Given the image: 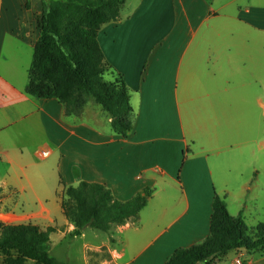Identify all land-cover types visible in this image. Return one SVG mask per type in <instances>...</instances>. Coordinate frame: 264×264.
<instances>
[{"label":"crops","instance_id":"obj_1","mask_svg":"<svg viewBox=\"0 0 264 264\" xmlns=\"http://www.w3.org/2000/svg\"><path fill=\"white\" fill-rule=\"evenodd\" d=\"M121 16L97 41L108 82L120 76L130 92L126 137L92 100L65 116L57 100L25 93L41 1L0 0V223L66 239L62 182L101 184L118 201L148 188V237L136 250L138 224L112 230L113 244L92 230L79 237L90 232L85 248H107L111 264H165L208 237L215 196L243 219L264 201V170L251 166L264 151V0H127ZM237 258L264 264L244 250L209 264Z\"/></svg>","mask_w":264,"mask_h":264},{"label":"trees","instance_id":"obj_2","mask_svg":"<svg viewBox=\"0 0 264 264\" xmlns=\"http://www.w3.org/2000/svg\"><path fill=\"white\" fill-rule=\"evenodd\" d=\"M39 38L33 48L25 93L36 99L57 100L65 116H77L92 100L111 119L113 133L126 137L133 129L130 92L121 77L107 82L112 69L98 45L101 28L122 19L127 0H40ZM208 2L211 0H207ZM61 192V208L74 227L71 237L86 230L108 233L113 227L138 224L152 189L127 201L114 199L96 183L79 182ZM54 228L0 223V255L4 264H66L50 254ZM264 253V224L248 230L241 215H229L215 196L208 237L200 244L176 250L165 264H209L229 251Z\"/></svg>","mask_w":264,"mask_h":264},{"label":"rangeland","instance_id":"obj_3","mask_svg":"<svg viewBox=\"0 0 264 264\" xmlns=\"http://www.w3.org/2000/svg\"><path fill=\"white\" fill-rule=\"evenodd\" d=\"M108 76L109 73L104 76V80L107 82ZM89 103L94 105L92 101ZM256 156L257 158L254 161L255 165L251 164V166H256L264 170V151L262 153L259 152ZM258 189H260V193L264 195V180L262 185H258ZM167 196V193L165 194L159 192L155 199L165 198ZM244 219L248 230L255 229L259 224H264V201H259L257 205L248 207L247 212H245ZM137 228L140 232H142V234L134 239L132 237V243H130L131 248L135 250L140 247L144 239L148 237V207L140 212ZM115 229L116 227H113L108 233H97L101 236L100 238H102L103 242L113 244L114 239L111 238V235H113L112 230ZM89 234L91 233L88 232L85 239L71 236L66 239H58L56 236L52 235L50 237V254L57 260L66 264H111L109 262L110 254L107 248H103L101 251L97 252H92L85 248V244L88 243V241L94 240V238L89 236ZM3 261L4 257L0 255V264H4ZM26 264L33 263L27 262Z\"/></svg>","mask_w":264,"mask_h":264},{"label":"built area","instance_id":"obj_4","mask_svg":"<svg viewBox=\"0 0 264 264\" xmlns=\"http://www.w3.org/2000/svg\"><path fill=\"white\" fill-rule=\"evenodd\" d=\"M50 154L49 151H44V152H41V156L42 157H47L48 155ZM244 261L242 260V258H237L234 262V264H243Z\"/></svg>","mask_w":264,"mask_h":264}]
</instances>
